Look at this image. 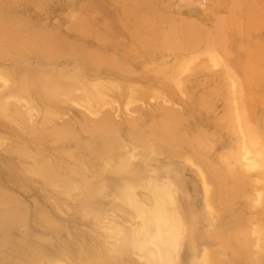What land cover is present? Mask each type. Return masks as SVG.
<instances>
[{
  "label": "rangeland",
  "instance_id": "rangeland-1",
  "mask_svg": "<svg viewBox=\"0 0 264 264\" xmlns=\"http://www.w3.org/2000/svg\"><path fill=\"white\" fill-rule=\"evenodd\" d=\"M232 4L231 0H0V70L3 71H0V101L9 102L7 107L0 108V192L15 194L19 201L23 200L27 211L45 209L46 216L49 214L58 221L53 231L56 237L65 240L63 232L68 239L72 233L86 242L91 240L101 246L98 248L104 257L112 259L121 256L112 253L109 257L106 249L113 240L111 233L115 232V226L135 228L139 224L133 207L116 199L112 190L117 191L122 185L118 184L122 176L138 184L154 180L158 185L170 186L173 198L181 204L176 209L177 214L184 216L185 225L191 221L189 224L194 222L198 226L194 223L187 226H195V230L189 228L194 238L200 232L198 236L205 244L210 241V246L205 245L209 251L217 247V254L211 253L218 260L216 264H264V0H232ZM47 74L57 77L58 86L52 82L54 77H45ZM41 82H51L56 94L45 92ZM94 82L98 83L95 88L90 86ZM16 83H21V87ZM66 85L72 86V95ZM86 93L93 98L91 110L85 106ZM100 95L104 99L99 100ZM13 104L17 109L25 104L20 109H29L26 116L29 119L14 115ZM104 109L106 114L102 113ZM166 113L172 117L178 114L172 129H175L174 137L180 135L183 141L180 147L173 145L176 150L149 131L152 127L149 122L158 126ZM105 116L111 118L113 129L93 130L95 123ZM138 117L141 119L137 120ZM24 122L37 126H21ZM67 125L71 130L66 138L45 134ZM139 131L142 139H145L143 134L146 141L150 139L136 141L134 134H140ZM107 139L109 142L104 141ZM154 141L161 153L153 152L150 143ZM107 142L111 145L105 149L103 145ZM135 142L141 145L136 146ZM7 144L12 149H7ZM243 144L249 146L250 155L258 161L255 167L249 166V162L243 165L244 159L236 158L244 152ZM99 145L104 148L98 150ZM120 151H128L130 156L128 166L119 170L121 173L106 163L109 159L118 166ZM37 163L53 166L54 171L69 177L71 185L61 188L44 181L40 174L31 173ZM219 172H223L224 179ZM77 184L81 189L85 184L91 185L92 196L88 198L90 192H80L85 190ZM141 188L138 189L145 193ZM111 204L120 207L114 209ZM29 216L26 225L31 235L35 236L36 232L43 235L45 232L40 227L36 230ZM98 222L104 223L103 231L98 228ZM15 229L11 234L21 235L22 227ZM215 233L219 235L213 241L210 235ZM243 235L250 239L246 247L233 240L238 237L245 241ZM181 236L180 242L184 241L179 244L177 260L172 264H195L190 262L191 257L205 246L202 247L199 237L200 240L195 238L200 245L196 241L195 244L201 247L197 251ZM131 255L121 258H130V264H145L138 255Z\"/></svg>",
  "mask_w": 264,
  "mask_h": 264
},
{
  "label": "bare ground",
  "instance_id": "bare-ground-1",
  "mask_svg": "<svg viewBox=\"0 0 264 264\" xmlns=\"http://www.w3.org/2000/svg\"><path fill=\"white\" fill-rule=\"evenodd\" d=\"M136 3V2H135ZM238 3V2H237ZM231 4H232V0H231ZM233 5V4H232ZM235 5H237V4H235ZM231 6V5H230ZM234 6V5H233ZM234 7H237V6H234ZM233 7V8H234ZM132 11V10H131ZM134 11V10H133ZM221 16V15H220ZM219 17V16H218ZM220 18V17H219ZM154 20V19H153ZM239 21V20H238ZM222 22H223V19H222ZM222 22H219V24L220 23H222ZM175 23H177V22H175ZM174 25V24H173ZM177 25V24H176ZM175 26V25H174ZM237 26H238V24H237ZM16 27V26H15ZM215 27V26H214ZM186 29V28H185ZM200 29V28H199ZM143 30V29H142ZM164 29H162L161 31H163ZM214 30H216V28L214 29ZM219 30H221L220 28H219ZM185 31V30H184ZM203 31V30H202ZM168 32V31H167ZM216 32V31H215ZM192 33V35H194L193 34V31L191 32ZM223 33V32H222ZM172 34H174V33H172ZM217 34H219V33H217ZM164 35V34H163ZM184 35V34H183ZM168 36V35H167ZM174 36V35H173ZM164 37H166V36H164ZM175 37V36H174ZM216 37V36H215ZM212 38V37H211ZM196 39V38H195ZM195 39H194V42H195ZM206 39V38H205ZM164 41H165V39H163ZM176 40V39H175ZM183 40V39H182ZM207 40V39H206ZM177 41V40H176ZM187 41V40H186ZM186 41L184 42L183 41V43H184V46H186L185 45V43H186ZM218 41V40H217ZM201 42V41H200ZM176 43V42H175ZM175 43H173V45L175 44ZM202 43V42H201ZM205 43H209V41H206ZM172 45V44H171ZM188 45H189V42H188ZM196 45V44H195ZM205 45V44H204ZM181 46V45H180ZM208 47L210 46V43H209V45H207ZM207 46H205V47H207ZM212 46V45H211ZM182 47V46H181ZM191 47H192V45H191ZM183 49L185 48V47H182ZM188 48V47H187ZM189 48H190V45H189ZM195 48V47H194ZM204 48V47H203ZM210 48V47H209ZM220 48V47H219ZM177 49V48H176ZM206 49H208V48H206ZM211 49H213V47L211 48ZM209 50V49H208ZM207 50V51H208ZM221 50V49H220ZM213 51V50H212ZM209 52H211V51H209ZM208 52V53H209ZM204 53H206V52H204ZM212 53V52H211ZM215 54V53H214ZM217 55V54H216ZM196 56V55H195ZM187 59V58H186ZM210 61V60H209ZM212 61V60H211ZM186 62V61H185ZM186 65V64H185ZM199 65H201V64H199ZM165 68H166V66H165ZM168 69V68H167ZM208 69V68H207ZM1 72H3L2 70H0ZM174 74V73H173ZM175 74H176V72H175ZM172 75V74H171ZM25 76V75H24ZM46 76H48V74L47 75H45V77ZM173 76V75H172ZM171 76V77H172ZM20 77V76H19ZM44 77V76H43ZM51 77V76H50ZM50 77L48 76V79H50ZM52 77H54V76H52ZM51 77V78H52ZM42 78V77H41ZM57 77H54L53 79H52V82H54V84L57 82L56 79ZM175 78V77H174ZM23 80L24 79H26V78H22ZM30 79V81H32L31 79L32 78H29ZM35 79H37V78H35ZM35 79H33V80H35ZM43 79H45L46 80V78H43ZM56 79V80H55ZM0 80H1V78H0ZM3 80V79H2ZM9 80V78H7V81ZM38 80H40V79H38ZM54 80V81H53ZM64 80V79H63ZM176 80H179V79H176ZM4 81V80H3ZM6 81V82H7ZM21 81V80H20ZM30 81H29V84H30ZM36 81V80H35ZM51 81V80H50ZM73 81V80H72ZM22 82V81H21ZM40 82V81H39ZM93 82V81H92ZM24 83L25 84H27L25 81H24ZM41 83H43V82H41ZM78 83V82H77ZM88 83V82H87ZM16 84H18L17 86H20L21 87V83H16ZM16 84H14V85H16ZM20 84V85H19ZM44 84V83H43ZM57 84V86H58V83H56ZM55 84V85H56ZM74 84V83H73ZM72 84V85H73ZM76 84V83H75ZM74 84V86L76 87V85ZM86 84V83H85ZM96 84H98V83H96ZM95 82H94V84H92V85H90V86H93L94 85V88H95ZM11 85V84H10ZM28 85V84H27ZM71 85V84H70ZM70 85H66L67 86V91H69V94L70 95H72L71 93H73V90H71V87H70ZM87 85V84H86ZM89 85V84H88ZM87 85V86H88ZM5 86V85H4ZM3 86V87H4ZM17 86H15V87H17ZM41 86H43V88L45 89L44 91L45 92H49V94H51V95H54V94H56V91H55V88H53L52 86V83L51 82H46L44 85H41ZM64 86V85H63ZM14 87V86H13ZM32 87V85L29 87V88H31ZM52 87V88H51ZM69 87V88H68ZM75 87H73L74 89H75ZM81 87H83V86H81ZM19 88V87H18ZM22 88H24V86L22 87ZM22 88H20V89H22ZM27 88H28V86H27ZM60 88V87H59ZM61 88H62V86H61ZM76 88H79V90H80V87H76ZM100 88V87H99ZM4 89V88H3ZM17 89V88H16ZM26 89V86H25V88H24V90H23V92L25 91H27V90H25ZM62 89H64V88H62ZM85 89V88H84ZM18 90V89H17ZM16 90V91H17ZM35 90V89H34ZM79 90H78V92H79ZM96 90V89H95ZM81 91V90H80ZM92 91V90H91ZM20 92H22V91H20ZM19 92V93H20ZM66 92V91H65ZM71 92V93H70ZM100 92V91H99ZM29 93V92H28ZM28 93H26V94H28ZM68 93V92H67ZM75 93V92H74ZM25 94V95H26ZM75 94H77V93H75ZM80 94V93H79ZM95 94V93H94ZM99 94V93H98ZM18 95H23V94H18ZM29 95V94H28ZM96 95V94H95ZM7 96V95H6ZM10 96V95H9ZM84 96V95H83ZM25 97H27L28 99H30V97H28V96H24V98ZM70 97H72V96H70ZM86 99H84V101H85V106L87 107V108H90V110L91 109H93V108H91L92 106H91V104H92V102H90L92 99H91V95H89V93L87 94L86 93ZM96 97V100L98 99L97 98V96H94V98ZM98 97H100L99 98V100H101V99H104L103 98V95H100V96H98ZM9 98V97H8ZM23 98V97H22ZM68 98V97H67ZM9 99H12V98H9ZM8 99V100H9ZM33 99V98H32ZM68 99H70V98H68ZM73 99H75L74 97H73ZM232 99V98H231ZM13 100V99H12ZM16 100V99H15ZM31 100V99H30ZM95 100V101H96ZM24 101V100H23ZM25 101H27V100H25ZM31 101H33L34 102V100H31ZM94 101V100H93ZM94 101V102H95ZM98 101V100H97ZM96 101V102H97ZM103 101V100H102ZM101 101V102H102ZM18 102V101H17ZM28 103H29V101H27ZM93 102V103H94ZM95 102V103H96ZM99 103H100V101H98ZM129 102V101H128ZM233 102V101H232ZM232 102H231V104H232ZM0 103H1V101H0ZM7 103H9V102H7ZM7 103H6V100H3L2 101V103L0 104L1 105V107L0 108H2L3 106L4 107H7L8 105H7ZM19 103H21V102H19ZM19 103H17V104H19ZM103 103V102H102ZM15 104V103H14ZM13 104V105H14ZM22 104V103H21ZM30 104H31V102H30ZM68 104V103H67ZM104 104V106H105V104L106 103H103ZM113 104V103H112ZM205 104H206V102H205ZM240 104V103H239ZM16 105V104H15ZM14 105V108L16 107V109H13V110H15L14 112H13V114L14 115H16V114H18V115H16L18 118L20 117V119H26L27 117V115L29 114V109H27V110H21L20 109V107H21V105L20 106H18V108L19 109H17V106H15ZM29 105V104H28ZM42 105V104H41ZM93 105V104H92ZM97 105V104H96ZM107 105H108V103H107ZM10 106V105H9ZM23 106H25V104L23 105ZM21 107V108H24V107ZM36 106H37V104H36ZM101 106V105H100ZM98 107L99 109L101 108V107ZM30 107V106H29ZM159 107V106H158ZM233 108H234V106H232ZM44 108H46V107H44ZM116 108V107H115ZM237 108H238V106H237ZM237 108L236 109H233V110H237ZM5 111H7L5 108H3ZM31 109H33V112H34V108L33 107H31L30 108V110ZM39 109V108H38ZM107 109H109V108H107ZM158 109H160V107L158 108ZM114 110V109H113ZM164 110V109H163ZM32 111V110H31ZM45 111V110H44ZM47 112H48V115L49 116H51V113H50V111H48V110H46ZM96 111V110H95ZM37 112V111H36ZM9 113V112H8ZM31 113V112H30ZM50 113V114H49ZM103 114H106L107 113V110L105 111V109H104V111L102 112ZM240 113V115L242 114L241 112H239ZM6 114H7V112H6ZM11 114V113H10ZM33 114V113H32ZM35 114V113H34ZM167 115H163V117H161L160 118V120H161V123L160 124H158V126L156 125H154V124H151L150 122H149V125L150 126H152V127H148L149 128V131H151L150 133H152V134H154L155 136H157L158 138H161L163 141H165L166 143H167V145H169V146H171L170 144H172V146L173 145H175V146H178L179 144H180V141H183L182 140V138H180L179 136L180 135H178V137L176 138V137H174L175 136V134H173V132L175 131V129H172V127L174 126V124L176 123V121L178 120L177 119V117H178V114H177V117H172L171 115H169L170 113H166ZM236 114V113H235ZM7 115H9V114H7ZM238 115V114H237ZM239 115V116H240ZM31 115H29V117H30ZM35 116V115H34ZM34 116H33V118H34ZM52 116H54V115H52ZM235 116V115H234ZM7 117V116H6ZM11 117V116H10ZM36 117V116H35ZM55 117H56V115H55ZM180 117V116H179ZM227 117V116H226ZM233 117V116H232ZM231 117V119L233 120V119H235L234 117L232 118ZM236 117V116H235ZM242 117V116H241ZM100 118V117H99ZM102 119H100V120H98V122L97 123H95V125H94V127H92V126H90V127H92L93 128V130H100V131H108V130H110L109 128H112V122H111V125L112 126H110V121H111V118L110 117H101ZM238 118V117H237ZM9 119V118H8ZM19 119V120H20ZM27 119H29V118H27ZM26 119V120H27ZM31 119L32 118H30V121H31ZM46 119H47V117H46ZM141 118H137V120H140ZM177 119V120H176ZM180 119H181V117H180ZM231 119H229V120H231ZM40 120V119H39ZM67 120V119H66ZM228 120V121H229ZM236 120V119H235ZM24 121V120H23ZM49 121V120H48ZM114 121V120H113ZM17 122V121H16ZM42 122V121H41ZM40 122V123H41ZM83 122H84V120H83ZM133 122V121H132ZM135 122V123H134ZM134 122H133V124H136V120H134ZM231 122V121H230ZM236 122V121H235ZM241 122V121H240ZM13 123V122H12ZM25 123V122H24ZM26 123H28V122H26ZM22 124L21 126H23V125H27V124ZM46 123V122H45ZM232 123V122H231ZM242 123V122H241ZM18 124V123H17ZM31 124V123H30ZM30 124H28L27 125V127L28 126H30ZM234 124V123H233ZM34 128H35V126H37V125H35V124H31ZM42 125V124H41ZM148 125V124H147ZM236 125V124H235ZM16 127H17V125H15ZM20 126V124L18 125V127H21ZM39 127H40V125H38ZM135 126V125H134ZM17 127V128H18ZM175 127V126H174ZM233 127H235L234 125H233ZM23 128V127H22ZM89 128V127H88ZM144 128V127H143ZM21 129V128H20ZM37 129V128H36ZM35 129V130H36ZM38 129H40V128H38ZM113 129V128H112ZM111 129V130H112ZM234 129V128H233ZM70 130H71V128L67 125V127H63L62 129L60 128V127H55V128H53L52 130H50V131H48L47 133H45V134H48L50 137H63V136H65V138L69 135L68 133L70 132ZM245 130H246V128H245ZM248 130V129H247ZM140 132V134L139 133H133L134 134V136H136V138H135V140L137 141L138 140V142L140 141L141 142V140L144 142V140L145 139H147V136L145 137V135L143 134V136H144V138L145 139H142L143 137H141L140 135H142V133H141V131H139ZM170 132H172V133H170ZM248 132V131H247ZM90 133V132H89ZM67 134V135H66ZM71 135V134H70ZM196 135V134H195ZM195 135H193L194 137H195ZM198 135V134H197ZM243 135V134H242ZM133 136V137H134ZM244 136V135H243ZM141 137V138H140ZM197 137H199V136H197ZM205 137V136H204ZM64 138V137H63ZM200 138V137H199ZM60 139V138H59ZM62 139V138H61ZM129 139V138H128ZM150 138H148V140H149ZM160 139V140H161ZM109 139H107V140H104V141H108ZM147 140V141H148ZM156 140V139H155ZM248 140H250V139H248ZM110 141H112V140H110ZM115 141H116V139H115ZM131 141H133V140H131ZM146 141V140H145ZM146 141V142H147ZM157 141V143L159 142L158 140H156ZM162 141V142H163ZM250 141H252V140H250ZM250 141L249 142H247V143H250ZM256 141L257 140H255V143H256ZM55 142V141H54ZM53 142V143H54ZM109 142V141H108ZM108 142L107 143H105L103 146H105L106 145V147H105V149L108 147V146H110L111 145V143H109L110 145H108ZM112 142H114V141H112ZM142 142V143H143ZM145 142V144H147ZM175 142H177V143H175ZM88 143V142H87ZM157 143H155V141L153 142V144H152V142L150 143L151 145H153V148H154V150L155 151H153V152H157V153H161L160 152V150H158L157 148H159L160 149V147H158L157 145H162L160 142H159V144H157ZM173 143H175V144H173ZM183 143V142H182ZM239 143H240V141H239ZM255 143H253V142H251V144H255ZM11 144V143H10ZM90 144H92V143H90ZM133 144V143H132ZM131 144V146L133 147V145ZM138 144V143H137ZM137 144H136V142H135V145L137 146ZM144 143H143V145H145ZM149 144V143H148ZM157 144V145H156ZM185 144V143H184ZM241 144V143H240ZM246 144V143H245ZM3 145V144H2ZM8 145V147L6 146V148L7 149H12L11 147H10V145L9 144H7ZM52 145V144H51ZM86 145H88V144H86ZM138 145H141V143L140 144H138ZM142 145V146H143ZM165 145V144H164ZM53 146V145H52ZM100 146V145H99ZM141 146V147H142ZM147 146H149L150 147V145H147ZM17 147H18V144H17ZM22 147V146H21ZM21 147H18V148H20V149H22ZM84 147V146H83ZM101 147V148H100ZM100 147H98L97 149L99 150V149H102V148H104V147H102V146H100ZM146 147V146H145ZM149 147H147V148H149ZM152 147V146H151ZM178 147H180V146H178ZM243 149H244V152H238V153H241V155L240 154H238L237 155V157L236 158H241V159H244V161H242V160H240V161H242L241 163L244 165H246L247 164V162H249L250 164H249V166H256L257 165V163H258V161L255 159V157L252 155H250V148H247V147H249L248 145H246L245 147H244V144H243ZM251 147V146H250ZM5 148V147H4ZM91 149L92 148H94V147H90ZM121 148V147H120ZM123 148H124V146H123ZM122 148V149H123ZM126 148V147H125ZM161 148H164V146L162 145V147ZM209 148V147H208ZM136 149H138L137 147H136ZM140 150H141V148H139ZM138 149V150H139ZM144 149V148H143ZM167 149V148H166ZM169 149H170V147H169ZM173 149H177V148H175L174 146H173ZM172 149V150H173ZM5 150V149H4ZM123 150H125V149H123ZM128 150V149H127ZM149 150V149H148ZM147 150V152H151L150 150L148 151ZM163 150V149H162ZM9 150H7V152H8ZM72 151H74V150H72ZM72 151L70 152V153H72ZM93 152H96L95 151V149L94 150H92ZM137 151V150H136ZM135 151V154L137 153ZM199 151V150H198ZM77 152V151H76ZM75 152V153H76ZM120 152H122V151H120ZM127 152V153H126ZM126 152H122V153H118L117 154V157H119L118 159H120L119 160V163H118V166H116V165H114V164H112L113 162H112V160H106V163H107V165H110L109 163H111V166H114V169L116 168V169H118L117 171L118 172H120L119 170H121V171H123V166H128V163H127V160H128V162H130L129 160V152L128 151H126ZM152 152V153H153ZM167 151H165V152H163V153H166ZM174 152V151H173ZM6 153V152H5ZM22 153V152H21ZM69 153V154H70ZM142 154H144L143 152H141ZM168 153V152H167ZM73 155H80L79 153L77 154H74V153H72ZM120 154H124V155H126L127 157V159L125 158V156L123 157V156H121ZM131 154V153H130ZM155 154V153H154ZM191 154H193V153H191ZM260 153H258V155H259ZM93 155H97V154H93ZM110 155V154H109ZM111 155H112V153H111ZM114 155H115V153H114ZM141 155V154H140ZM162 155V154H161ZM169 155V154H168ZM171 155V154H170ZM178 155V154H177ZM197 155H199V154H197ZM234 155V154H233ZM75 156H73L74 158H76ZM98 156V155H97ZM145 156H146V154H145ZM167 156V155H166ZM172 156H174V155H172ZM194 156L196 157V154H194ZM201 156V155H200ZM79 157V156H78ZM81 157V156H80ZM79 157V158H80ZM113 157V156H112ZM115 157V156H114ZM117 157H115V158H117ZM133 157V156H132ZM199 157V156H198ZM225 157V156H224ZM143 158H146V157H143ZM200 158V157H199ZM202 158H204V157H202ZM226 158V157H225ZM232 158V157H231ZM233 159V158H232ZM78 160V159H77ZM85 160V159H84ZM83 159H82V161H84ZM230 160V159H229ZM105 161V160H104ZM103 161V162H104ZM118 161V160H117ZM204 161V160H203ZM236 161V160H235ZM238 161V160H237ZM47 162V161H46ZM87 162V161H86ZM85 162V163H86ZM103 162H102V164H103ZM134 162V161H133ZM82 163V162H81ZM88 163V162H87ZM206 163H209V165H212L211 164V162H206ZM38 165H36L35 167H32V172L31 173H36V174H40L39 176H43V179H44V181H50V183H52V184H54V185H59L58 187H61V188H64V187H67L68 185H71V181H69V177H67L66 178V176L64 175V174H61V173H59V172H57V170L56 171H54L51 167H53V166H51L50 167V165L49 164H47V163H37ZM132 164V163H131ZM107 165H106V167H107ZM209 165L207 164V166L209 167ZM262 165V164H261ZM104 166H105V164H104ZM103 166V167H104ZM110 166V167H111ZM137 166V165H136ZM142 166V165H141ZM140 166V167H141ZM207 166H205V168L207 167ZM214 166H215V164H214ZM86 167H87V165H86ZM102 167V166H101ZM117 167H121V168H117ZM203 167H204V165H203ZM206 168L207 170L209 169V168ZM90 168V167H89ZM142 168V167H141ZM199 168V167H198ZM86 169H88V167L86 168ZM92 168H90V170H91ZM96 169V168H95ZM103 169H105V168H103ZM109 169V168H108ZM115 169V170H116ZM137 169H139L138 167H137ZM144 169V168H143ZM200 169V168H199ZM228 169V168H227ZM75 170V169H74ZM107 170V169H106ZM109 170H111V169H109ZM140 170V169H139ZM200 170H202V169H200ZM207 170H205V171H207ZM94 171H97V169L96 170H94ZM218 171H222L221 169L220 170H218ZM89 172V171H88ZM101 172V171H100ZM99 172V173H100ZM107 172V171H106ZM116 172V171H115ZM90 173H93V171H91ZM95 173H97V172H95ZM112 173H114L113 171H112ZM121 173V172H120ZM202 173V172H201ZM213 173V172H212ZM215 173H217V172H215ZM214 173V174H215ZM220 173V172H219ZM218 173V174H219ZM35 174V175H36ZM116 174H118V173H116ZM222 174V175H221ZM228 174H232V173H229L228 172ZM97 175V174H96ZM101 175H102V173H101ZM100 175V176H101ZM104 175V174H103ZM102 175V176H103ZM220 175L222 176V178L224 177V175H223V172L222 173H220ZM233 175V174H232ZM150 176H151V174H150ZM153 176V175H152ZM236 176V175H235ZM115 177V176H114ZM218 177H220V176H218ZM234 177V176H233ZM71 178V177H70ZM89 178V177H88ZM153 178V177H152ZM221 178V177H220ZM219 178V179H220ZM221 178V179H222ZM232 178V177H231ZM236 178V177H235ZM92 179V178H91ZM147 179V180H146ZM146 182H149L148 181V177H146ZM150 179V178H149ZM156 179V178H155ZM218 179V178H217ZM224 179V178H223ZM223 179H222V181H223ZM72 180V179H71ZM76 180V179H75ZM80 180V179H79ZM84 181H85V179H83ZM95 180V179H94ZM102 180V179H101ZM70 183H69V182ZM80 181H82V180H80ZM86 181H88L89 182V179L88 180H86ZM154 181V180H153ZM153 181H150L149 182V184L148 183H146L145 184V182L143 183V184H138V182L137 181H135L134 179L133 180H131V178H129V177H125V176H122L121 177V180L120 181H118V184H120V183H122V185L121 186H119V188H117V191H113L112 190V192L114 193V197L116 198V199H119L120 201H122L124 204H128L129 206H131V207H133V210L135 211V213L137 214L136 216H137V218L139 219V224L135 227V228H131L130 226H124V227H121V225H117V226H115V232H112L111 234V236L113 237V240L111 239V242H110V244L107 246V250H108V253L111 255V256H109V257H112V253H118V255H120L121 254V256H114V257H112V259H110V258H108L107 256H103L102 255V253H101V251H100V249L98 248V246L99 245H96V244H98V243H96V244H94L91 240H89L88 242H86L83 238H81V237H79V238H76V235L75 234H72L71 233V235L73 236H71L70 238L71 239H68L69 238V236L67 237L66 235L67 234H65V233H63L62 231V235H64L65 236V240H63V239H61V238H58V237H56L55 236V234H54V229H56L55 227L57 226V224H58V221L56 220L55 221V219L54 218H52L51 216H49V214L46 216V214H44V212H45V209L43 210V211H32V210H28L27 211V207H25L24 205H23V203L21 202V201H23L22 199H21V201H19V199H17L16 198V196H14V195H12V194H10V193H7L6 191L5 192H0V264H116V260H121L118 264H130L131 263V260H130V258H121L122 256H128V257H130V256H132L131 254H136V255H138L141 259H143L144 260V263L145 264H172L173 262L175 263V259H176V251H178L177 249H178V247H179V244H181L182 243V241H184L183 239H182V241L180 242V240H181V235L183 234V236H184V238L185 239H187V241H189L188 243H189V246L190 247H194V248H198L197 249V251H199V247H197V245L195 244L196 242H197V244L198 245H200V243L198 242L201 238L199 237L200 235V232H199V236L198 235H195V238H198L199 240L197 241V240H195V238H194V234H192L191 233V231H189L190 229L189 228H191V229H193V230H195L196 228H195V226H197L194 222V224H195V226H190V227H187L188 225H192V224H189V223H191V221L188 223V225H185V218H184V216H182L181 214H177V212H178V210L176 209V208H178L179 207V205H181V204H179L178 202H179V200H176L175 201V199L176 198H173L174 196L172 195V192H171V188H170V186L168 185V186H166V187H164V186H162L161 185V183L158 185V183L159 182H156L155 183V181L153 182ZM157 181V180H156ZM120 182V183H119ZM137 182V183H136ZM220 182H221V180H220ZM220 182L218 183V184H220ZM73 184H74V182H72ZM84 183V182H83ZM116 183V182H115ZM222 183V182H221ZM80 184H81V182H80ZM80 184L78 185L77 184V186L79 187V189H81V187H80ZM90 184V183H89ZM92 184V183H91ZM145 184V185H144ZM50 185V184H49ZM54 185H52V186H54ZM75 185V184H74ZM264 185V184H263ZM1 187V186H0ZM118 187V186H117ZM143 188V190H144V192L145 193H142L143 191H141L140 189H138V188ZM169 187V188H168ZM222 187V188H221ZM221 187H220V189H224V182H223V184L221 185ZM2 188V187H1ZM19 188V187H18ZM17 188V189H18ZM24 187H22L21 189H23ZM82 188H84V189H81V190H85V191H80V192H85V193H87V192H90V196H87L88 198H90L91 196H92V194H93V189L94 188H92V186L91 185H87L86 186V184L82 187ZM141 188V189H142ZM114 189V188H113ZM170 189V190H169ZM220 189H218V190H220ZM235 189V188H234ZM72 190V189H71ZM138 191H141L140 193L138 192ZM206 191V190H205ZM208 191V190H207ZM70 192V191H69ZM111 192V193H112ZM137 192H138V194H137ZM223 192V191H222ZM70 194V193H69ZM71 194H72V192H71ZM70 194V195H71ZM88 194V193H87ZM140 194V195H139ZM72 195H74V192H73V194ZM76 195V194H75ZM75 195H74V197H75ZM109 195V194H108ZM209 195V194H208ZM77 196V195H76ZM110 196V195H109ZM19 197V196H18ZM71 197H73V196H71ZM106 197H108V196H106ZM113 197V198H114ZM220 198H221V196H219ZM224 197H226V196H224ZM20 198V197H19ZM223 198V197H222ZM221 198V199H222ZM226 198H224V200H225ZM73 200H74V198H73ZM77 201V200H76ZM83 201V200H82ZM112 201V200H111ZM226 202H227V199L225 200ZM112 202H114L115 203V201L113 200ZM79 203H81L80 201H79ZM110 203V202H109ZM82 204V203H81ZM80 204V205H81ZM90 204V203H89ZM179 204V205H178ZM84 206L86 205V203L85 204H83ZM83 205H81L82 206V208H84L83 207ZM112 205V207H114L113 206V204H111ZM57 206V205H56ZM62 206V205H61ZM126 206V205H125ZM64 207V206H63ZM117 207H120V206H117ZM117 207H114V209L115 208H117ZM121 208H123V206H121ZM42 209V208H41ZM94 209V208H93ZM40 210V209H39ZM58 210H59V208H58ZM61 210V209H60ZM66 210V209H65ZM86 210V209H85ZM84 210V211H85ZM98 210V209H97ZM181 210H183V208L181 209ZM30 211V212H29ZM87 211V210H86ZM40 212H43V213H40ZM89 212V210L87 211V213ZM184 212H185V210H184ZM132 213V212H131ZM193 213H195V212H193ZM31 215V216H29V215ZM93 214H94V212H93ZM185 214V213H184ZM196 214V213H195ZM195 214H192V215H194L192 218L194 219V221L196 220L195 219ZM86 215V214H85ZM96 215V214H95ZM132 215L134 216V214L132 213ZM28 216L30 217V222H32V223H34V227H36V230H38V229H40L41 228V230H43L42 231V233H44L43 235L42 234H39L38 232H36L35 233V236H37L38 234H39V236L38 237H36L35 238V236H34V238H32L33 236L31 235V232H30V230H29V228H27V221H28ZM180 216H182L181 218H179ZM196 216H197V214H196ZM51 217V218H50ZM188 217V216H187ZM192 218H191V220H192ZM133 219H135V218H133ZM184 221H183V220ZM187 219V218H186ZM189 220V219H188ZM55 222H57V223H55ZM187 223V222H186ZM103 224L104 223H99L98 222V228L100 229V230H102L103 231V229L102 228H104L103 227ZM193 224V225H194ZM64 226V225H63ZM106 226H108V225H106ZM185 226V227H184ZM20 227H22V233H21V235H19V236H17V234H16V236H13V234H11V232H12V230L13 229H15V228H20ZM40 227V228H39ZM194 227V228H193ZM185 228H187L185 231H183ZM197 228H198V226H197ZM211 228H213V227H211ZM108 229V228H107ZM110 229V228H109ZM207 229H209L210 230V232H211V230L212 229H210V227H208ZM206 229V230H207ZM16 230V229H15ZM18 230V229H17ZM58 230V229H57ZM113 230V229H112ZM54 231V232H53ZM67 231V230H66ZM106 231V230H105ZM107 231H109V230H107ZM221 231V230H220ZM67 232H69V231H67ZM111 232V231H110ZM206 232V231H205ZM38 233V234H37ZM58 232H56V235H61V234H57ZM236 233V232H235ZM20 234V233H19ZM33 234H34V232H33ZM69 235H70V232L68 233ZM206 234V233H205ZM74 235H75V237H74ZM186 235L188 236V237H186ZM216 235V236H215ZM219 235V233H215V234H212V235H210V237H212L213 238V241L214 240H216ZM221 235V234H220ZM242 235V234H241ZM247 235V234H246ZM246 235H243L244 236V239L246 238L245 236ZM81 236V235H80ZM92 236V235H91ZM109 236V235H108ZM214 236V237H213ZM221 236H223V235H221ZM221 236H219V238L221 237ZM235 236V235H234ZM62 237V236H61ZM67 237V238H66ZM202 237V236H201ZM211 238V239H212ZM68 239V240H67ZM108 239V238H107ZM110 239V238H109ZM108 239V240H109ZM203 239V238H202ZM202 239L200 240V241H202ZM235 242H237V244H241L242 243V245L244 246L245 245V243L248 241L249 242V240L250 239H245V241L242 239H238V237H234V239H233ZM105 241H107V240H105ZM196 241V242H195ZM205 242H206V240H204ZM218 241V240H217ZM228 240L226 239V241H224V242H227ZM208 242L209 243H204L203 241L201 242V245H202V243H203V245H202V247H204L205 245H207V244H209V245H207V246H210V241L208 240ZM223 241H222V244L224 243ZM244 242V243H243ZM250 243V242H249ZM249 243H246V246H248L249 245ZM195 244V245H194ZM220 245H221V242L219 243ZM215 245V244H214ZM229 245V244H228ZM212 246V245H211ZM225 246H226V244H225ZM246 246H244V247H246ZM99 247H101V246H99ZM182 247V246H181ZM201 248V247H200ZM205 249H207V250H205V249H200V250H202L201 252H198V253H196V254H194V252H193V257H191L192 259L190 260V262H193V263H195V264H202V262H204V264H207L206 262H208V261H210V264H212V263H214V264H216L215 262H217L218 260H214V258L216 257H214V258H212L214 255L213 254H217V247H216V249L215 248H212V250H210L209 251V249L205 246L204 247ZM196 249H194V251H196ZM215 249V250H214ZM193 250V249H192ZM214 251L216 252V253H214ZM232 252V251H231ZM211 253H213V254H211ZM219 253V252H218ZM220 254V253H219ZM237 254V253H236ZM117 255V254H116ZM218 256V255H217ZM181 258V257H180ZM207 258H208V261H206L207 260ZM218 258H220V256L218 257ZM223 258V257H222ZM113 259H116L115 261L113 260ZM135 259V258H134ZM213 259V260H212ZM215 259H217V258H215ZM177 260V259H176ZM214 261V262H212V261ZM221 260V258L219 259V261ZM222 260H224V259H222ZM227 260V259H226ZM137 261V260H136ZM212 262V263H211ZM227 262H228V260H227ZM230 262V261H229ZM209 263V262H208ZM132 264H133V262H132ZM134 264H136L135 262H134ZM219 264H221V263H219ZM230 264H231V262H230Z\"/></svg>",
  "mask_w": 264,
  "mask_h": 264
}]
</instances>
